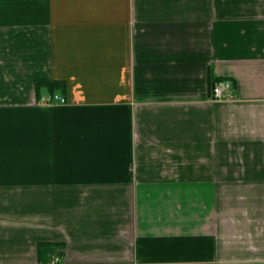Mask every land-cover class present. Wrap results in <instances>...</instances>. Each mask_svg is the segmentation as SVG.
I'll return each mask as SVG.
<instances>
[{
	"label": "crops",
	"instance_id": "crops-1",
	"mask_svg": "<svg viewBox=\"0 0 264 264\" xmlns=\"http://www.w3.org/2000/svg\"><path fill=\"white\" fill-rule=\"evenodd\" d=\"M0 264H264V0H0Z\"/></svg>",
	"mask_w": 264,
	"mask_h": 264
},
{
	"label": "built area",
	"instance_id": "built-area-1",
	"mask_svg": "<svg viewBox=\"0 0 264 264\" xmlns=\"http://www.w3.org/2000/svg\"><path fill=\"white\" fill-rule=\"evenodd\" d=\"M230 88H231V83L229 81H223L221 83H217L213 85L211 89L212 98L217 101L231 99V96L229 93ZM45 100H46L45 102L47 103H52V102H57L60 104L65 103V99L62 96L55 95V94L52 96H49Z\"/></svg>",
	"mask_w": 264,
	"mask_h": 264
},
{
	"label": "trees",
	"instance_id": "trees-1",
	"mask_svg": "<svg viewBox=\"0 0 264 264\" xmlns=\"http://www.w3.org/2000/svg\"><path fill=\"white\" fill-rule=\"evenodd\" d=\"M224 79H217L215 84L223 82ZM213 84V85H215ZM43 87H48L50 91L59 89L60 84L50 80H39L35 82L36 95L39 97V91Z\"/></svg>",
	"mask_w": 264,
	"mask_h": 264
}]
</instances>
